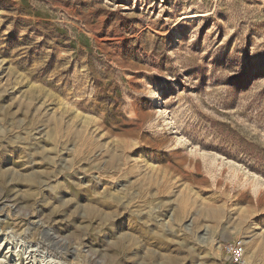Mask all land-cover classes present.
I'll list each match as a JSON object with an SVG mask.
<instances>
[{
  "label": "rangeland",
  "instance_id": "rangeland-1",
  "mask_svg": "<svg viewBox=\"0 0 264 264\" xmlns=\"http://www.w3.org/2000/svg\"><path fill=\"white\" fill-rule=\"evenodd\" d=\"M264 264V0H0V264Z\"/></svg>",
  "mask_w": 264,
  "mask_h": 264
},
{
  "label": "built area",
  "instance_id": "built-area-1",
  "mask_svg": "<svg viewBox=\"0 0 264 264\" xmlns=\"http://www.w3.org/2000/svg\"><path fill=\"white\" fill-rule=\"evenodd\" d=\"M223 250L228 257L229 264H246V246L242 239H236L229 243L223 244Z\"/></svg>",
  "mask_w": 264,
  "mask_h": 264
}]
</instances>
